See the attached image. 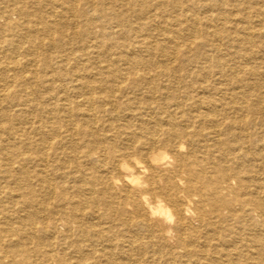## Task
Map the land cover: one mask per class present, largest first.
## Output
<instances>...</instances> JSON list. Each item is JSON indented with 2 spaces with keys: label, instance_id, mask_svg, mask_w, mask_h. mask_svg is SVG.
Returning a JSON list of instances; mask_svg holds the SVG:
<instances>
[{
  "label": "bare ground",
  "instance_id": "obj_1",
  "mask_svg": "<svg viewBox=\"0 0 264 264\" xmlns=\"http://www.w3.org/2000/svg\"><path fill=\"white\" fill-rule=\"evenodd\" d=\"M0 264H264V0H0Z\"/></svg>",
  "mask_w": 264,
  "mask_h": 264
}]
</instances>
